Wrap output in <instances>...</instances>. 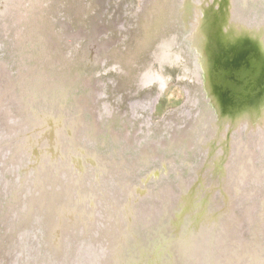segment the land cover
I'll return each instance as SVG.
<instances>
[{"label": "bare ground", "instance_id": "bare-ground-1", "mask_svg": "<svg viewBox=\"0 0 264 264\" xmlns=\"http://www.w3.org/2000/svg\"><path fill=\"white\" fill-rule=\"evenodd\" d=\"M26 1L34 16L41 18L42 0ZM202 1L199 9L203 16L202 12L193 15V39H187L197 52L195 69L207 80L205 90L215 110L198 112L194 120L197 126L185 128V133L196 135L199 129L206 133L207 137L202 139L201 135L198 141L203 142V163L192 182L181 177L179 194L166 190L165 203L158 210L144 207L145 212L138 213L132 202L139 189L133 188L130 178L125 179L127 170L114 180L118 185L113 192L97 190L102 184L105 187L114 164L81 141L85 128L92 133L100 131L99 110L87 97L78 100L77 116L62 129V119L44 116L35 120L26 115L23 118L22 112L14 114L10 106H3L6 90L0 91V161L7 159V168L3 163L1 169L11 178L6 213L11 222L16 220L8 245L20 247L16 250L20 264H77L83 252L87 259L78 264H264L263 212L258 217L261 222L253 228L247 226L251 237L243 235L244 220L252 223L256 208L253 204L245 208L243 201L259 198V206L264 208V13L250 25L235 11L240 0ZM18 2L16 20L22 21L29 13L21 8L23 2ZM174 45V38L161 42L153 60L162 67L173 62ZM197 71L193 73L197 75ZM154 80L148 69L139 83L144 87ZM7 83L3 84L10 95ZM97 93L94 91L93 97ZM85 112L91 113V123H86ZM211 112H215V120ZM243 127L249 132L258 130L259 138L246 144L230 141L231 134L240 133ZM3 135L16 143H2ZM112 136L119 138L114 132ZM87 139L95 141L90 135ZM254 146L263 156L260 166L255 163L258 149ZM89 164L94 172L86 182L85 167ZM96 201H100L98 206ZM91 206L98 211L94 242L102 248L94 254L93 242L81 235L84 227L89 232L93 221ZM241 209L240 216L236 212ZM71 223L68 230L72 236L65 243L62 232ZM29 244L34 250L27 257L24 248ZM40 246L48 250L37 261Z\"/></svg>", "mask_w": 264, "mask_h": 264}, {"label": "rangeland", "instance_id": "rangeland-1", "mask_svg": "<svg viewBox=\"0 0 264 264\" xmlns=\"http://www.w3.org/2000/svg\"><path fill=\"white\" fill-rule=\"evenodd\" d=\"M13 1L0 0V91L6 90L3 106H10L14 114L22 112L23 118L26 115L35 120L44 119V116H52L55 121L62 119L64 129L78 114V100L87 97L99 110L100 131L92 133L85 128L81 141L96 148L114 164L105 187L102 184L97 190L113 192L118 185L114 180L127 170L125 179L130 178L133 188L139 189L132 202L139 214L145 212L144 207L148 210L162 207L167 189H172V193L168 190L171 194H179L181 177L191 181L203 163V142L198 141L201 135L202 139L207 137L199 128L196 135L191 131L185 133V128L197 126L194 120L198 112L215 110L205 90L204 77L195 69L196 51L187 39H193V15L202 12L203 16L204 11L199 9L203 1L42 0L41 18L34 16L30 2ZM244 1V5L241 0L237 1L235 11L254 25L264 13V0ZM15 2H23L21 8L29 13L25 20H16ZM173 38V62L162 67L153 60V54L161 42ZM148 69L156 80L142 87L139 80ZM195 70L197 75L193 73ZM6 81L10 95L5 89ZM94 91L98 92L95 97ZM214 113H210L213 120ZM84 117L86 123H91V113L85 112ZM2 131L0 120V134ZM113 132L119 134V138H114ZM88 135L95 141H89ZM258 136V130L249 132L243 127L240 133L231 134L230 141L253 143ZM2 139V143L6 140L16 143L15 139L10 141L4 135ZM254 149H258L255 163L260 166L263 156L259 147ZM6 150L4 158L8 155ZM3 163L6 167L7 159L0 161V264H20L16 253L20 247L8 245L16 220L11 222V216L6 213L10 198L7 182L11 178L2 171ZM58 163L62 166L63 162ZM93 172L90 164L85 167L86 182L91 180ZM209 182L212 183L210 178ZM160 198L162 203H159ZM251 200L243 201L248 209L249 205H256L252 223L244 220L246 239L251 237L247 226L253 228L256 222H261L260 212L264 214V208L259 206L260 199ZM99 204L100 201H96V206ZM91 209L93 221L89 223V232L84 227L81 235L85 241L93 242L91 251L94 254L102 248L94 242L98 211L94 206ZM236 213L241 216L243 211ZM72 224L62 232L65 243L72 236L68 230ZM74 227L77 230L76 224ZM33 250L29 244L24 254L32 256ZM47 250V246L38 247L37 261H41ZM78 259L77 264L85 261L87 254H79ZM44 261L47 262V258Z\"/></svg>", "mask_w": 264, "mask_h": 264}, {"label": "water", "instance_id": "water-1", "mask_svg": "<svg viewBox=\"0 0 264 264\" xmlns=\"http://www.w3.org/2000/svg\"><path fill=\"white\" fill-rule=\"evenodd\" d=\"M154 191H155V189H154ZM155 197H157V196H155ZM160 202V201H159ZM255 227V226H254ZM245 238V237H244ZM246 239V238H245Z\"/></svg>", "mask_w": 264, "mask_h": 264}, {"label": "flooded vegetation", "instance_id": "flooded-vegetation-1", "mask_svg": "<svg viewBox=\"0 0 264 264\" xmlns=\"http://www.w3.org/2000/svg\"><path fill=\"white\" fill-rule=\"evenodd\" d=\"M205 82H207V80L204 78Z\"/></svg>", "mask_w": 264, "mask_h": 264}]
</instances>
